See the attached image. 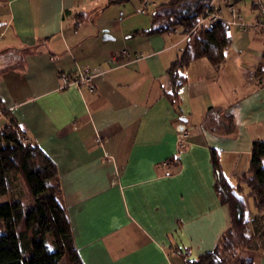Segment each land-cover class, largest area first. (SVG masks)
I'll return each instance as SVG.
<instances>
[{"label": "crops", "instance_id": "1", "mask_svg": "<svg viewBox=\"0 0 264 264\" xmlns=\"http://www.w3.org/2000/svg\"><path fill=\"white\" fill-rule=\"evenodd\" d=\"M137 1L128 19L126 3L108 0H0V53L20 55L0 67V129L16 123L56 164L83 264H181L213 249L229 211L211 153L235 186L252 143L264 141V29L227 25L221 65L201 57L180 69L173 103L168 68L187 37L138 32L151 16L137 22L147 8ZM227 3H218L225 17ZM236 4L252 21L249 0ZM80 69L89 85H62ZM179 119L190 128L182 146ZM249 255L264 264L263 253Z\"/></svg>", "mask_w": 264, "mask_h": 264}, {"label": "trees", "instance_id": "2", "mask_svg": "<svg viewBox=\"0 0 264 264\" xmlns=\"http://www.w3.org/2000/svg\"><path fill=\"white\" fill-rule=\"evenodd\" d=\"M127 1L108 0L107 5ZM209 1L168 0L160 3L152 11L150 27L138 31L163 33L171 27H179L181 33L187 35L181 58L168 68L173 82V103L184 82L180 69L201 57L218 68L225 58V49L229 45L227 24L217 22L213 28L195 26ZM238 1L228 0L227 4ZM81 18L82 15H77L75 27ZM257 72L261 78L263 71L259 69ZM211 165L215 192L229 211V226L213 249L195 259H188L183 254L181 264H231L236 260L238 264H252L250 252L264 254V141L252 143L247 173L235 186L223 176L215 152L211 153ZM244 190H247L246 194H243ZM60 192L54 161L36 143L29 141L16 123L2 127L0 264H60L62 260L65 264H83ZM247 198L251 199L253 209L249 207Z\"/></svg>", "mask_w": 264, "mask_h": 264}, {"label": "built area", "instance_id": "3", "mask_svg": "<svg viewBox=\"0 0 264 264\" xmlns=\"http://www.w3.org/2000/svg\"><path fill=\"white\" fill-rule=\"evenodd\" d=\"M252 2V4H258L260 10H257V18L256 22L253 24L254 28H263L264 29V0H249ZM227 14L229 20H226L223 18L222 14H220V11L218 7L215 6V0H212L209 2L203 11V13L197 18L196 27L199 26H205L208 28H213L217 22L225 21L227 24L231 25H237L240 28H247L246 24H244L245 17L243 14L239 11L238 7L234 3H229L227 5ZM122 56H127L128 52L126 49H123L119 52ZM144 55L142 53H139L136 55L135 59L143 58ZM114 60V56L111 58ZM92 76V73L88 69H80L74 74V76L70 77L68 75L62 74L61 75V81L63 86L68 85H79L81 82H85L87 85H89L90 78ZM89 89H91L88 86ZM176 133L178 136L179 144L180 146L183 145V143L186 140V137L189 135L190 128L189 125L184 122L183 120H178L175 124Z\"/></svg>", "mask_w": 264, "mask_h": 264}, {"label": "rangeland", "instance_id": "4", "mask_svg": "<svg viewBox=\"0 0 264 264\" xmlns=\"http://www.w3.org/2000/svg\"><path fill=\"white\" fill-rule=\"evenodd\" d=\"M145 1V2H144ZM160 1H163V0H141L140 1V3H143L144 2V4H145V6H147V8L145 7V8H142L141 9V11H139L140 12V14L139 15H137L136 16V20H137V22L140 24V25H145V24H150V16H151V14H152V11H153V9H154V7H155V5H159V2ZM168 0H166L165 2H167ZM212 0H210L209 2H211ZM222 0H215V6L216 7H218V3L219 2H221ZM135 2H138L137 0L135 1ZM134 2V4H132V3H126L125 4V9H124V15H129V17H128V19L129 18H132V15L133 14H135L136 13V10H137V8H135V3ZM208 2V3H209ZM250 3H252L251 1H249ZM164 3V2H163ZM235 4V3H234ZM259 4V3H258ZM258 4H254V6L252 7V8H254L255 10V12H256V14H257V10H260V8H258L259 7V5ZM228 5V4H227ZM227 5H226V7H227ZM237 5V4H236ZM225 7V8H226ZM237 7H238V5H237ZM206 8V7H205ZM205 8H204V10H205ZM238 9H239V11L243 14V12L240 10V8L238 7ZM203 10V11H204ZM220 10V9H219ZM203 11H202V13H203ZM226 11H227V8H226ZM201 13V14H202ZM200 14V15H201ZM220 14H221V11H220ZM256 14H254L255 16H254V19L252 20V21H250V22H248V21H244V24H246V27L247 28H240L239 26H237V25H234V26H236V27H238L239 29H241L243 32H245V31H248V30H253V29H257V28H254V26H253V24L256 22V18H257V15ZM199 15V16H200ZM198 16V17H199ZM222 16H223V18L224 19H226V20H229V18H228V14H227V16L225 17L223 14H222ZM134 19V18H133ZM223 23H225V24H227L225 21H222ZM227 25H231V24H227ZM174 30H176V31H178V32H181V30H180V28L178 27H176V28H174ZM168 31H173V28L171 27V28H169V30ZM0 36H1V33H0ZM186 37H187V35H185ZM194 36V35H193ZM187 39V38H186ZM188 40V39H187ZM0 42H2L1 40H0ZM19 54H18V52H16V51H8L7 53H0V67L1 66H3V65H5V64H7L8 62L9 63H11V59H14L15 58V60H18L19 59ZM60 78H61V75H60ZM247 200H248V203H249V205H250V207L252 208V204H251V201H250V199H248L247 198ZM60 264H65V262H64V260H62L61 262H60Z\"/></svg>", "mask_w": 264, "mask_h": 264}, {"label": "water", "instance_id": "5", "mask_svg": "<svg viewBox=\"0 0 264 264\" xmlns=\"http://www.w3.org/2000/svg\"><path fill=\"white\" fill-rule=\"evenodd\" d=\"M104 35H107V30H103Z\"/></svg>", "mask_w": 264, "mask_h": 264}]
</instances>
